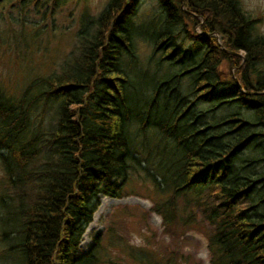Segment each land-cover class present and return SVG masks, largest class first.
<instances>
[{
	"label": "trees",
	"instance_id": "16d2710c",
	"mask_svg": "<svg viewBox=\"0 0 264 264\" xmlns=\"http://www.w3.org/2000/svg\"><path fill=\"white\" fill-rule=\"evenodd\" d=\"M49 1L46 17L65 2ZM156 1L162 18L149 34L148 60L156 70L135 72L138 83L122 58L137 65L130 28L141 0H109L97 19L84 18L61 74L33 81L14 102H4L0 92V162L6 184L20 190L9 200L0 196V232L14 243L6 255H17L19 264H120L99 257V234L86 251L82 236L100 198L125 196L138 169L152 180L159 196L152 210L167 235L203 231L209 264H264V131L250 125L246 94L234 98L236 74L247 89L245 66L236 72L241 59L235 55L246 48L232 40L235 24L246 28L245 13L235 0ZM30 3L40 10L39 0ZM180 27L192 43L183 51L171 45ZM205 34L220 35L222 44ZM164 63L183 68L160 76ZM183 79L189 88L180 97ZM50 104L54 125L46 132L39 122L28 134L32 107L43 114ZM44 148L48 165L28 169ZM186 195L190 211L178 206ZM121 247L136 264L189 262L164 247L159 255Z\"/></svg>",
	"mask_w": 264,
	"mask_h": 264
},
{
	"label": "rangeland",
	"instance_id": "374dc122",
	"mask_svg": "<svg viewBox=\"0 0 264 264\" xmlns=\"http://www.w3.org/2000/svg\"><path fill=\"white\" fill-rule=\"evenodd\" d=\"M237 1L245 13L253 14L255 18H262L260 28L264 32V0ZM30 2L32 0H3L0 3V92L5 96L6 103H9L8 99L11 102L18 100L33 81L61 74L64 62H67L68 57L75 50L77 34L83 28L84 18L87 22L97 19L109 0H65L52 17L44 16L46 10L44 3H49V0H39V11H36ZM160 18L162 15L156 0H141L136 15L131 19L130 31L137 65H134L127 57H123L122 62L124 71L133 78L135 84L139 82L140 77V74L137 75L135 72L147 73L149 70V73L153 74L156 70L154 59L148 61L153 47L149 34L158 31ZM180 30V35L171 45H176L183 51L192 43L186 38L185 31L181 27L178 30L174 28V33ZM195 30L200 32L199 27ZM216 37L222 44L220 35L217 34ZM182 68L183 64L178 67L164 63L158 74L161 76ZM182 81L180 97L184 96L189 88L186 85L187 80ZM32 110L31 123L27 128L28 134L37 129L39 122H42L41 130L48 132L56 121L55 106L50 104L46 107L42 117H40L43 115L41 106L35 105ZM230 110L236 111L235 107ZM221 113H223L222 110H220ZM48 150L49 148H44L27 168L44 169L48 165L47 161L51 160L47 158ZM5 152L8 154L6 150ZM153 161L155 165L158 163L155 155ZM13 165L15 166L14 162ZM3 167L0 162V196L3 195L6 200H9L8 196H13L20 190H13L6 184ZM153 174L159 176L155 170ZM151 181L146 179L145 174L138 169V172L131 175L125 196L120 199L101 197L93 220L82 236V249L86 251L94 243V237L99 234L100 248L97 249L100 250L99 257L105 263L111 260L120 261V264H136L134 260L127 258L125 249L121 247L123 242L135 249L143 247L148 251L157 250L155 252L158 255L161 247L168 248L170 252L175 250L181 256L188 257L187 264L190 262L209 264L207 241L203 231L190 229L174 237L164 232L161 217L152 210L154 199L159 196L153 189ZM160 198L164 199L163 196ZM190 199L187 195L180 196L179 208L190 211L193 204L189 201ZM143 215L145 219L142 218ZM0 216H2L1 212ZM11 224L10 227H12ZM152 232L154 236L151 238ZM1 233L0 264H19L17 255H11L12 252L6 255V251L14 243L9 239L3 240ZM10 237L13 238V235Z\"/></svg>",
	"mask_w": 264,
	"mask_h": 264
},
{
	"label": "flooded vegetation",
	"instance_id": "af4514ba",
	"mask_svg": "<svg viewBox=\"0 0 264 264\" xmlns=\"http://www.w3.org/2000/svg\"><path fill=\"white\" fill-rule=\"evenodd\" d=\"M245 16L246 21L244 24L246 28L241 26L238 29L237 24H235L232 29L233 45L236 48H246V52H235V55L241 59L240 65L236 68V72L245 66L243 75L247 89L244 91L247 97L250 125L254 126L256 122L257 127L264 131V32L260 28L262 18H255L253 14L248 13H245ZM244 55L246 58L243 57ZM234 77L235 81L240 83L239 76L236 74ZM236 86L234 89V97L238 99L240 89H238V85ZM256 114L260 115L261 118H256Z\"/></svg>",
	"mask_w": 264,
	"mask_h": 264
},
{
	"label": "bare ground",
	"instance_id": "6f19581e",
	"mask_svg": "<svg viewBox=\"0 0 264 264\" xmlns=\"http://www.w3.org/2000/svg\"><path fill=\"white\" fill-rule=\"evenodd\" d=\"M159 15V14H158ZM157 15V16H158ZM155 17V16H154ZM163 24V23H162ZM198 34H203V33H201V31L200 32H198ZM206 35V34H205ZM216 35L217 34H207L206 36H207V38L209 39L210 37H216ZM175 36V35H174ZM174 47H176V45L174 46ZM171 67V66H170ZM172 70V69H171ZM235 83H236V85H238L239 86V88L238 89H240V91H242V93H244V94H246V92L244 91V88L242 87V85L240 84V83H238L237 81H235ZM235 85V86H236ZM237 87V86H236ZM186 91V90H185ZM187 91H188V89H187ZM251 91V90H250ZM256 91V90H255ZM251 93V92H250ZM256 94V93H255ZM260 96V95H259ZM251 97V96H250ZM254 97V96H253ZM256 97H258V96H256ZM264 97V96H263ZM235 98V97H234ZM257 99V98H256ZM257 101V100H256ZM255 103V102H254ZM260 103V102H259ZM250 105V104H249ZM260 105V104H259ZM251 106V105H250ZM261 107V106H260ZM240 108L238 107V110H239ZM241 111H244L245 112V109H240ZM250 110V109H249ZM247 111V110H246ZM248 112V111H247ZM249 114V113H248ZM252 114V113H251ZM255 114V113H254ZM253 115V114H252ZM257 138H260L259 136L257 137ZM261 139V138H260ZM259 140V139H258ZM263 140V139H262ZM263 142H264V140H263Z\"/></svg>",
	"mask_w": 264,
	"mask_h": 264
}]
</instances>
